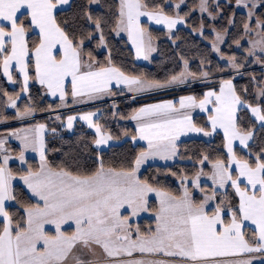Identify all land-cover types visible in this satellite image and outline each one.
<instances>
[{
  "label": "snow or ice",
  "instance_id": "6c2138e0",
  "mask_svg": "<svg viewBox=\"0 0 264 264\" xmlns=\"http://www.w3.org/2000/svg\"><path fill=\"white\" fill-rule=\"evenodd\" d=\"M0 125V264H264V0H0Z\"/></svg>",
  "mask_w": 264,
  "mask_h": 264
},
{
  "label": "trees",
  "instance_id": "16d2710c",
  "mask_svg": "<svg viewBox=\"0 0 264 264\" xmlns=\"http://www.w3.org/2000/svg\"><path fill=\"white\" fill-rule=\"evenodd\" d=\"M173 2H177V0H173ZM186 3L189 6L195 5V4L193 5V0H187ZM219 3L221 5H227V0L219 2ZM185 10H187V9H185ZM224 12H225V14H229L227 7L224 8ZM193 17H198V15L193 13ZM186 32H187V30H185V33ZM161 41H163V37H161ZM190 42H191V40H190ZM196 43H200L198 39L196 40ZM118 47L120 49H123V50L114 53L117 56V61L118 62L121 60L128 61L129 62L128 66L131 67L132 55L130 54V52L128 50V49H130V45L128 46L127 49L124 48L123 44L119 45ZM193 51H194V49H193ZM170 55H171V51L163 43H161V54L156 55L153 63L149 64V65H144L142 63L135 61V64L137 65V68L135 70L143 71V72L148 73L150 75L163 77L165 75L166 71L168 70V68L171 66V61L168 59V57ZM246 80H247V78H245L244 80H241L240 83H246ZM192 87L194 89L198 90L199 88L202 87V85L195 84V85H192ZM181 91H183V90H181ZM184 94H187V93H184ZM161 95H163V94H161ZM170 97L171 96H168L167 98H170ZM45 99L47 100L48 98H45ZM116 102L120 105V109L123 111H127L128 108L130 107L126 98L125 99H119ZM41 103H44V101H41ZM131 106H137V105L135 103H133ZM100 108L105 113V116H106L108 122L111 123L113 128L115 129L116 121L111 120L110 117L107 116V114L111 111L110 104L105 103L104 105L100 106ZM42 115L46 117L47 113H44ZM37 118L39 119L40 115H38ZM48 123H49L50 127H58V124H56V123H52L51 121H48ZM119 124L123 125V124H125V122L121 121V122H119ZM0 128L4 129V126L2 125V126H0ZM81 131L88 132L89 130H87L86 127H84L82 125H77L76 135H73L72 133L64 131V132H61V136L63 137V139L53 138L52 135L49 133L48 134L49 147L63 148L65 150L68 149L69 147H76L77 146L76 145V136L79 135L81 133ZM117 151H120V149H118ZM51 155L58 156L59 153H52ZM155 166H160V165L155 164ZM155 166L151 169H148V174H151L152 172L155 171Z\"/></svg>",
  "mask_w": 264,
  "mask_h": 264
},
{
  "label": "rangeland",
  "instance_id": "374dc122",
  "mask_svg": "<svg viewBox=\"0 0 264 264\" xmlns=\"http://www.w3.org/2000/svg\"><path fill=\"white\" fill-rule=\"evenodd\" d=\"M222 1H226V0H219V2H222ZM186 2H187V0H186ZM198 3V0H193V5L194 4H197ZM195 13V12H194ZM196 15H199L198 13H195ZM142 64H144V65H149L147 62H145V61H143V63ZM126 97H123V96H118V97H114V98H112V100H107V101H100V102H97L98 103V105L99 106H102V105H104L105 103L107 104H112V102H113V100H115V101H117V100H119V99H125ZM170 98H172V97H170ZM85 108H92V106L91 105H87V106H84ZM64 111H71V110H64ZM110 119H111V117H110ZM112 120V119H111ZM119 122H121V121H119ZM56 124H58V123H56ZM2 126V125H1Z\"/></svg>",
  "mask_w": 264,
  "mask_h": 264
},
{
  "label": "crops",
  "instance_id": "0c3cea01",
  "mask_svg": "<svg viewBox=\"0 0 264 264\" xmlns=\"http://www.w3.org/2000/svg\"><path fill=\"white\" fill-rule=\"evenodd\" d=\"M131 47V46H130ZM137 62H139V63H143V61H137ZM100 102V101H99ZM87 106V105H86ZM89 106V105H88ZM84 107V106H83ZM5 129H2V128H0V132H3ZM14 144H15V142H13ZM29 156L30 157H34V154H32V153H29ZM151 163V162H150ZM155 164H157V165H162L163 164V162H161V161H156L155 162Z\"/></svg>",
  "mask_w": 264,
  "mask_h": 264
}]
</instances>
